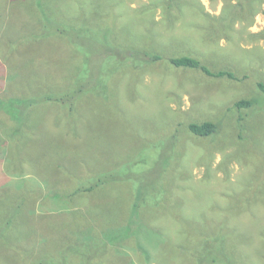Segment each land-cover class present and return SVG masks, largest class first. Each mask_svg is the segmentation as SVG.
I'll use <instances>...</instances> for the list:
<instances>
[{"label": "rangeland", "instance_id": "obj_1", "mask_svg": "<svg viewBox=\"0 0 264 264\" xmlns=\"http://www.w3.org/2000/svg\"><path fill=\"white\" fill-rule=\"evenodd\" d=\"M58 31L89 53L92 92L64 105L82 56ZM171 56L233 77L179 70ZM259 84L264 0H0V264H43L61 233L105 237L137 216L135 237L102 264H264ZM242 99L257 103L240 129ZM205 120L219 125L213 138L186 128ZM104 171L122 180L74 197Z\"/></svg>", "mask_w": 264, "mask_h": 264}, {"label": "trees", "instance_id": "obj_2", "mask_svg": "<svg viewBox=\"0 0 264 264\" xmlns=\"http://www.w3.org/2000/svg\"><path fill=\"white\" fill-rule=\"evenodd\" d=\"M47 26L43 27V29H45V31L43 32V30H42L36 36V38L37 37L44 38V36L48 32ZM56 35L67 41V43L70 45L74 55L77 58H79L80 55L82 56L80 58V60H77V63H78L77 65H79V66H77L78 68H77L76 74H75V76H77V74H78L77 71H79L80 72L79 77L82 75L81 80L77 81V84H75V87L73 88L71 93L66 92V94L64 96V97H66V99L60 98V100L58 99L59 101L55 100L56 102H59L62 105H64L65 102L67 101V97L70 98L71 100H76L81 95H83L87 92H92L90 90V84H89L90 77L87 76L86 70H83V72H82V69L86 68L85 64L88 63L87 60H85V58H84V53L85 52H87V54H89V53L85 47H81V46L77 45L74 41H68L67 37H66L67 35H64V33H60L58 31V34H56ZM123 52H126V51H123ZM143 55L147 57V60H148L147 62H149V63H152V62L156 63L163 58L161 55L156 54V53H152V52H145L142 54V56ZM129 57L135 59V57H132V56H129ZM167 62L169 64H171L174 68H177L179 70L193 69V70L199 71L200 73H202L203 75H205L207 77H213V78L228 77L230 79L233 77V74L228 72V71H219L218 73L212 72L209 68L202 65L198 60H196L193 57H189V56H171L167 59ZM258 88L260 89V91L264 92V85L263 84H259ZM73 91L75 92L74 95L72 94ZM97 91H99V90L97 89L96 92ZM256 103H257L256 100H253V99H249V100L248 99H242V100L235 102L234 105L232 106V108L235 109V111H237V113H238L237 124H238L240 129L244 128V123L246 121V117L249 116V113L245 112V114H243L242 112H244L246 110L247 111L250 110V112H251L254 109L253 107L256 106ZM72 109H73V107H70L71 111H72ZM250 117H251V114L247 119H249ZM186 128L188 129V131L193 136H195L197 138H210V137L213 138L214 135L219 130V125L217 123H214L211 120H205L202 122H190L186 126ZM163 161H164V163H166L165 158L163 159ZM133 165H135V163H127L126 164V166H129V167H133ZM109 172L111 173V171H104L101 174L96 175L94 177L92 183H91L90 179H88V181L86 183H84V180L80 181V186H78V188L76 189V193L74 192V194H75L74 197L75 198H81L85 195L91 194V192H93L95 190V188H97L100 185H104V184H108L111 182H117V181L122 180V177H120V176H114L113 177L112 175H110ZM137 186H138L136 189L137 196L140 198L141 201H144L146 199L145 197L147 195L144 194V192L142 191V189L140 187V183ZM143 188L145 189V186ZM255 194H262V195H259V198L264 199V193H255ZM137 208H138L137 203H134V206H133L134 214L136 213ZM237 208H243V207L237 206ZM82 211L84 213V210H82ZM77 218H80V216L76 217V219ZM137 218H138V216L134 219L127 221L126 225L122 228H119V229L115 228L116 230L109 231L108 234L106 232L105 237L100 235L99 232L92 234L88 230L79 233L78 235H81V236L77 237V238H72L73 233H71V232H69V234L67 233V236H65L64 233H61L60 235L62 237H64V239H62L60 248L58 250L51 251V254L45 255V262L43 264H58L56 262L57 259H61L60 264H68V260H69V264H102L101 259L105 257V254L113 253V250H114L113 245H115V243L123 242V241L127 240L128 237H131V236L135 237L134 234H137L136 228L138 227L137 226ZM155 229H158V228H155ZM186 229H188V228L184 226V230H186ZM73 240H76L77 244H75L74 246L69 245ZM188 244H189V246H192L190 243H188ZM64 253L68 254V258L65 261L62 258ZM42 261H43V259L41 258V260H40L41 264H42ZM223 262H224V260H222V261L217 260V259L212 260V263H216V264H223ZM119 263L123 264L122 261H120Z\"/></svg>", "mask_w": 264, "mask_h": 264}]
</instances>
